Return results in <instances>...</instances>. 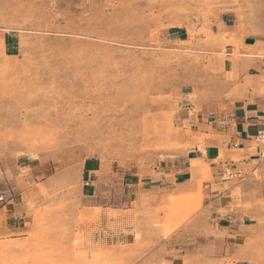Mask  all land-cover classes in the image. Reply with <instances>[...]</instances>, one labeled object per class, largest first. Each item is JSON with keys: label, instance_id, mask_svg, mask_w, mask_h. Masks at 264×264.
<instances>
[{"label": "rangeland", "instance_id": "obj_1", "mask_svg": "<svg viewBox=\"0 0 264 264\" xmlns=\"http://www.w3.org/2000/svg\"><path fill=\"white\" fill-rule=\"evenodd\" d=\"M263 6L264 0H0V178L5 168L27 179L24 166H36L41 178L59 181L25 199L21 233L0 236V264H137L145 254L130 246L87 242L85 225L98 216L81 196L83 168L153 166L188 148L192 133L179 122L180 99L216 94L204 85L224 72L214 60L225 50L217 54L213 25L226 15L243 30L257 27ZM259 148L264 154V138L251 152ZM204 197L202 186L191 196L172 194L166 234L202 210ZM255 205L261 213L239 243L242 258L264 264V205Z\"/></svg>", "mask_w": 264, "mask_h": 264}, {"label": "crops", "instance_id": "obj_2", "mask_svg": "<svg viewBox=\"0 0 264 264\" xmlns=\"http://www.w3.org/2000/svg\"><path fill=\"white\" fill-rule=\"evenodd\" d=\"M262 19L257 27L243 30L222 15L213 25L220 40L217 54L223 45L225 50L214 60L224 72L210 87L204 85V90L216 94L196 101L186 95L180 99L179 122L192 133L188 148L153 166H112L111 170L84 166L81 196L88 212L98 216L95 223L85 225L87 242L130 246L145 254L142 259L137 256V264H255L242 258L239 241L241 231L253 225L248 221L261 213L255 204L264 205V156L261 148L251 152L264 134V15ZM24 168L30 175L27 179L16 173L10 177L3 168L0 236L21 233L25 199L39 196L40 185L59 182L41 178L40 167ZM200 186L203 209L167 235L169 197L194 195ZM236 191L240 197L233 195ZM237 204L253 208L234 207Z\"/></svg>", "mask_w": 264, "mask_h": 264}, {"label": "built area", "instance_id": "obj_3", "mask_svg": "<svg viewBox=\"0 0 264 264\" xmlns=\"http://www.w3.org/2000/svg\"><path fill=\"white\" fill-rule=\"evenodd\" d=\"M258 138L259 139H263L264 138V134H260ZM263 156H264V154H263ZM232 175H234V174H232L231 172H227V176L231 177Z\"/></svg>", "mask_w": 264, "mask_h": 264}]
</instances>
